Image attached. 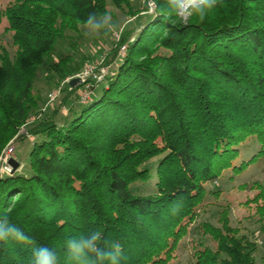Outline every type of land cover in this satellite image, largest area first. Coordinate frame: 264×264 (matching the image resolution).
Instances as JSON below:
<instances>
[{
    "label": "trees",
    "instance_id": "1",
    "mask_svg": "<svg viewBox=\"0 0 264 264\" xmlns=\"http://www.w3.org/2000/svg\"><path fill=\"white\" fill-rule=\"evenodd\" d=\"M107 1L130 7V0H0V30L15 49L0 44V155L35 117L28 170L0 177V220L8 215L32 243L0 245V264H32L40 246L67 264L66 240L92 232L101 247L122 245L121 264H172L205 184L264 159V0H219L203 22L185 23L167 16L166 0H154L156 15L145 13L135 32L123 33L107 61L125 48L114 74L88 78L77 105L66 108L80 87L69 81L41 108L38 73L51 64L68 74V58L54 62L57 45L89 14L105 16ZM251 137L260 149L238 164ZM251 190L248 201L263 219L264 179ZM229 217L221 213L219 228H196L215 246L195 245L194 264H257L256 244Z\"/></svg>",
    "mask_w": 264,
    "mask_h": 264
},
{
    "label": "rangeland",
    "instance_id": "2",
    "mask_svg": "<svg viewBox=\"0 0 264 264\" xmlns=\"http://www.w3.org/2000/svg\"><path fill=\"white\" fill-rule=\"evenodd\" d=\"M153 1L148 5L145 0H130V7H125L122 10L115 8L111 1H107L105 16L110 19L109 23L114 26V31L107 33L101 31L86 35L85 33L88 30L85 26H81L78 32L70 33L69 38H66L64 42H59L53 54L54 62L60 63L61 60L68 58L66 59L67 63H65L68 74L61 70L54 71L51 64H45L40 70L35 82L34 94L41 98V108L46 98L49 97L50 99L51 95L58 94V91L65 89V83L71 82L73 79L80 80L77 84L80 87L75 95L70 96L66 108L77 105V95L85 91L82 84H85L88 78L101 76L103 80L114 74L120 63L119 58L126 54L125 48L120 51V55H122L116 61H111L108 65L107 61L115 57L114 54L123 33L126 31L135 32L138 29L135 25L136 22L140 20L143 23L145 13L156 15V5ZM187 20L183 22L185 23ZM0 44L5 46L10 53L15 50L10 36L4 33L3 30H0ZM92 67H95V70L92 74L89 73L86 76V71ZM65 94V92H62L59 101L57 100L56 107L60 105ZM52 111L49 110L44 116L51 118ZM60 113L65 115L67 110ZM62 115H58L57 119ZM34 120L35 117L29 120V124L23 126L16 137L2 151L0 155V177L15 172L12 166L10 172L5 171L1 162V158L7 155L10 148H13L10 160L16 158L15 160L20 164L16 171L25 172L28 170L29 152L35 142L34 137L29 134V130ZM259 149L260 145L257 140L252 137L249 138L241 146V158L238 164L241 161H249ZM263 179L264 159H259L245 173L236 175L232 171H226L216 183L205 184L207 196L204 204L197 210L195 221L190 226V232L181 241L177 251V259L172 264H194V246H198L199 243L214 249V242L209 237H200L196 228L203 223L219 228L220 215L226 211H229L230 214L231 227L238 229L240 234L247 236L249 240L256 244L257 264H264V218L262 219L258 214H254L255 205L248 201L254 196L251 190L252 185L255 182H262Z\"/></svg>",
    "mask_w": 264,
    "mask_h": 264
},
{
    "label": "clouds",
    "instance_id": "3",
    "mask_svg": "<svg viewBox=\"0 0 264 264\" xmlns=\"http://www.w3.org/2000/svg\"><path fill=\"white\" fill-rule=\"evenodd\" d=\"M145 2L150 5L152 0ZM166 3L169 18L184 21L195 16L203 22L219 0H166ZM109 21L107 16L89 14L85 22L88 31L85 34L114 31V26ZM101 239L99 232L68 238L65 247L67 264H121L122 245L118 241H105L101 247L99 243ZM13 242L31 244L32 240L20 227L10 222L8 215L5 214L0 220V245L10 246ZM32 256V264H58L59 260L57 251L47 246L34 248Z\"/></svg>",
    "mask_w": 264,
    "mask_h": 264
},
{
    "label": "built area",
    "instance_id": "4",
    "mask_svg": "<svg viewBox=\"0 0 264 264\" xmlns=\"http://www.w3.org/2000/svg\"><path fill=\"white\" fill-rule=\"evenodd\" d=\"M94 70H95V67L89 68V69L86 71V76H87L89 73L92 74ZM95 77H96V76H95ZM96 78H97V77H96ZM97 79L101 80L102 77L99 76ZM59 92H60V91H58V94H53V95L50 96L49 104H50V103H53V102L55 101V99H56V98L58 97V95H59ZM86 99H88V95H84L83 100H86ZM12 153H13V148H10V149L7 151V155L4 156L3 158H1V162L3 163V166H4L3 169H4L5 171H8V172H10V171L12 170V167L9 165V161H10V158H11Z\"/></svg>",
    "mask_w": 264,
    "mask_h": 264
},
{
    "label": "water",
    "instance_id": "5",
    "mask_svg": "<svg viewBox=\"0 0 264 264\" xmlns=\"http://www.w3.org/2000/svg\"><path fill=\"white\" fill-rule=\"evenodd\" d=\"M80 82V80L79 79H73L72 81H71V85L72 86H76L78 83ZM9 165L10 166H12L13 167V170L14 171H16L18 168H19V162L18 161H16L15 159H11L10 161H9Z\"/></svg>",
    "mask_w": 264,
    "mask_h": 264
},
{
    "label": "bare ground",
    "instance_id": "6",
    "mask_svg": "<svg viewBox=\"0 0 264 264\" xmlns=\"http://www.w3.org/2000/svg\"><path fill=\"white\" fill-rule=\"evenodd\" d=\"M16 159V158H15Z\"/></svg>",
    "mask_w": 264,
    "mask_h": 264
}]
</instances>
